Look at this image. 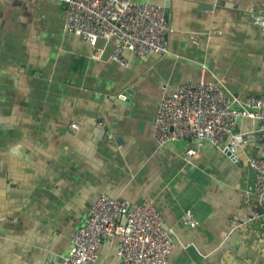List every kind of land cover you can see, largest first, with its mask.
Instances as JSON below:
<instances>
[{"label": "crops", "instance_id": "0c3cea01", "mask_svg": "<svg viewBox=\"0 0 264 264\" xmlns=\"http://www.w3.org/2000/svg\"><path fill=\"white\" fill-rule=\"evenodd\" d=\"M170 2V51L125 50L123 65L110 58L114 39L92 45L67 30L63 1L0 0V264H63L103 194L154 200L174 233L167 264H264V197L244 194L264 140L207 144L189 159L194 141L160 146L153 134L161 95L179 84L264 95V23L253 16L264 0ZM117 248L104 241L97 264H119Z\"/></svg>", "mask_w": 264, "mask_h": 264}, {"label": "built area", "instance_id": "2783aa9c", "mask_svg": "<svg viewBox=\"0 0 264 264\" xmlns=\"http://www.w3.org/2000/svg\"><path fill=\"white\" fill-rule=\"evenodd\" d=\"M65 26L92 45L114 39L110 58L128 65L124 51L146 55L170 51L171 27L166 9L151 0H61ZM264 23V10H254ZM264 27V26H263ZM103 49L95 52L101 57ZM264 121V95L238 97L216 79L202 78L179 84L161 95L154 126V139L163 146L192 140L190 159L210 144L219 150L239 142L235 132L241 119ZM248 166L255 172L253 189L245 196L264 197V156H252ZM264 223V213L260 217ZM173 231L164 224L153 199L132 202L103 194L93 202L84 223L72 237L63 264H97L101 244L118 241L119 264H167L174 249Z\"/></svg>", "mask_w": 264, "mask_h": 264}, {"label": "water", "instance_id": "95a60500", "mask_svg": "<svg viewBox=\"0 0 264 264\" xmlns=\"http://www.w3.org/2000/svg\"><path fill=\"white\" fill-rule=\"evenodd\" d=\"M170 0H165V6L166 8H169L170 6ZM166 14H167V11H166ZM130 92V91H129ZM128 91L122 93L120 95V98L121 99H125V100H128L129 98V93ZM258 129L255 130L250 136H248L247 134L243 135V137L239 138L238 139V143H246V145H249L250 143H253L254 146H257V148L261 145V143L263 142L264 140V121H260L258 123ZM115 140L118 141V143H121L122 142V137L120 136H115Z\"/></svg>", "mask_w": 264, "mask_h": 264}]
</instances>
